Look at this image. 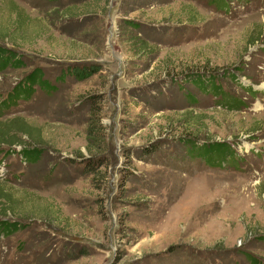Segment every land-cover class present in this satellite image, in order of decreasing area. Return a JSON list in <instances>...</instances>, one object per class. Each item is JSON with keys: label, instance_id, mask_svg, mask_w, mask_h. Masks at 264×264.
<instances>
[{"label": "rangeland", "instance_id": "obj_1", "mask_svg": "<svg viewBox=\"0 0 264 264\" xmlns=\"http://www.w3.org/2000/svg\"><path fill=\"white\" fill-rule=\"evenodd\" d=\"M0 33V264H264V0H0Z\"/></svg>", "mask_w": 264, "mask_h": 264}, {"label": "trees", "instance_id": "obj_2", "mask_svg": "<svg viewBox=\"0 0 264 264\" xmlns=\"http://www.w3.org/2000/svg\"><path fill=\"white\" fill-rule=\"evenodd\" d=\"M0 39L1 38V33H0ZM15 51L13 49H9L7 47H4L3 45H0V66L2 68H4L5 66L8 65V63L10 62V58L16 60L17 59V55L15 54ZM2 58V59H1ZM68 67H70L69 72L67 71V73L73 74L76 77H78L79 79H84V78H88L89 76L93 75L94 73H97L101 67L99 64L96 63H92V64H72L69 65ZM202 75V74H201ZM232 78V77H230ZM235 79V77H233ZM29 79V78H28ZM247 88V90H252V88L250 86L245 87ZM27 91V90H26ZM224 99L226 101H229L233 104L237 102L236 97H234L233 95H225L224 94ZM218 146V147H217ZM215 147H217L219 149H221V152L225 153V151L228 149L229 147L227 144H215ZM37 149L36 148H24L22 151V154H24L25 156H31L28 154V152H30L31 154L33 152H35ZM216 152V151H215ZM211 153V152H210ZM33 156H37V153L35 155V153L33 154ZM2 197V196H0ZM5 214V212H4ZM21 223H18L16 221H9V219H3L0 223V228L3 231V234H9L12 233L16 230H19L21 228Z\"/></svg>", "mask_w": 264, "mask_h": 264}, {"label": "bare ground", "instance_id": "obj_3", "mask_svg": "<svg viewBox=\"0 0 264 264\" xmlns=\"http://www.w3.org/2000/svg\"><path fill=\"white\" fill-rule=\"evenodd\" d=\"M263 87V89H264V86H262Z\"/></svg>", "mask_w": 264, "mask_h": 264}, {"label": "water", "instance_id": "obj_4", "mask_svg": "<svg viewBox=\"0 0 264 264\" xmlns=\"http://www.w3.org/2000/svg\"><path fill=\"white\" fill-rule=\"evenodd\" d=\"M261 89H263V88H261Z\"/></svg>", "mask_w": 264, "mask_h": 264}]
</instances>
